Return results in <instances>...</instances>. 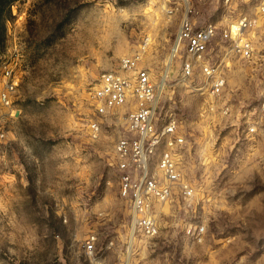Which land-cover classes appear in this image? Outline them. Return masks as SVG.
<instances>
[{
	"label": "rangeland",
	"instance_id": "obj_1",
	"mask_svg": "<svg viewBox=\"0 0 264 264\" xmlns=\"http://www.w3.org/2000/svg\"><path fill=\"white\" fill-rule=\"evenodd\" d=\"M258 1L199 5L196 22L217 23L211 62L230 63L218 97L208 94L199 68L181 75L182 49L163 76L181 8L169 18L159 0L1 4L0 55L19 81L12 108H3L0 264H118L126 257L129 264H264V26L255 33V62L232 55L219 35L239 14H255ZM145 35L151 42L138 66L165 82L156 125L164 111L178 119L182 170L196 190L192 201L175 196L159 209L150 239L131 225L119 194L112 149L123 121L103 119L96 140L87 134L99 74L118 68ZM90 235L93 259L84 247Z\"/></svg>",
	"mask_w": 264,
	"mask_h": 264
},
{
	"label": "built area",
	"instance_id": "obj_2",
	"mask_svg": "<svg viewBox=\"0 0 264 264\" xmlns=\"http://www.w3.org/2000/svg\"><path fill=\"white\" fill-rule=\"evenodd\" d=\"M159 1L169 18L182 9L171 47L172 57L180 49L185 52L180 62L181 75L188 78L199 68L205 77L208 94L211 97L220 96L227 85L224 70L230 63L224 60L221 64L210 59L217 23L213 20L197 23L195 19L201 13L199 5L210 0H196V4L192 0ZM230 3L231 0H224L227 7ZM263 26L264 0H259L255 14H239L220 28L219 35L222 41L229 43L232 55L255 62L260 59L255 33ZM150 42L151 36L145 35L133 53L119 58L118 68L99 74L91 92L95 117L87 122V134L96 140L102 135L103 119H108V126L123 121L112 149L119 194L128 203L131 225L147 239L159 231V209L162 206L170 203L175 196L185 201H192L196 196L195 186L185 176L181 166V151L186 138L180 130L179 121L174 114L164 111V121L157 127L155 113L161 94L159 83L153 80L145 66H138L141 54ZM0 68V144H5L7 131L2 124L3 108H12L19 78L1 55ZM260 105L264 108V102ZM223 112H228V106ZM202 232L203 229H197L193 235L200 240ZM95 240V235H90L84 243L91 259L94 258ZM127 259L118 264H129Z\"/></svg>",
	"mask_w": 264,
	"mask_h": 264
},
{
	"label": "trees",
	"instance_id": "obj_3",
	"mask_svg": "<svg viewBox=\"0 0 264 264\" xmlns=\"http://www.w3.org/2000/svg\"><path fill=\"white\" fill-rule=\"evenodd\" d=\"M11 0H0V39H1V36H2V33H3V29H4V26H3V18L5 17V14L2 15V7H1V4H7L9 3Z\"/></svg>",
	"mask_w": 264,
	"mask_h": 264
},
{
	"label": "bare ground",
	"instance_id": "obj_4",
	"mask_svg": "<svg viewBox=\"0 0 264 264\" xmlns=\"http://www.w3.org/2000/svg\"><path fill=\"white\" fill-rule=\"evenodd\" d=\"M172 53H173V50L171 51V55L167 58L166 66H165V70H164V75L163 76H165V74L168 72L169 63H170V60L172 58ZM163 83H164V80H163V77H161L160 82H159V89H158L159 92L162 89Z\"/></svg>",
	"mask_w": 264,
	"mask_h": 264
}]
</instances>
